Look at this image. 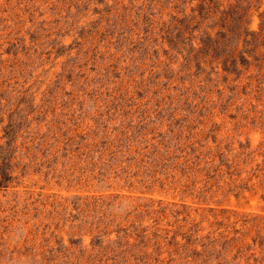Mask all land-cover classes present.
I'll use <instances>...</instances> for the list:
<instances>
[{
    "label": "rangeland",
    "instance_id": "obj_1",
    "mask_svg": "<svg viewBox=\"0 0 264 264\" xmlns=\"http://www.w3.org/2000/svg\"><path fill=\"white\" fill-rule=\"evenodd\" d=\"M0 264H264V0H0Z\"/></svg>",
    "mask_w": 264,
    "mask_h": 264
}]
</instances>
